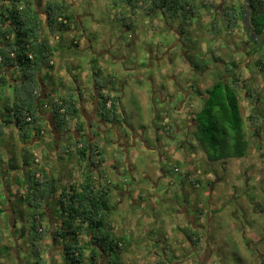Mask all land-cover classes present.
Masks as SVG:
<instances>
[{
  "label": "rangeland",
  "instance_id": "obj_1",
  "mask_svg": "<svg viewBox=\"0 0 264 264\" xmlns=\"http://www.w3.org/2000/svg\"><path fill=\"white\" fill-rule=\"evenodd\" d=\"M36 1L42 5L43 0ZM82 1L81 4L74 7V10L76 8L80 10L82 21V26L78 28L75 34L82 39L81 44L83 45H89V42H86L88 38L92 40L96 53L93 54L91 49V51H87L79 46L69 45L62 48V57L58 56L60 65L67 66L68 64L66 70L72 68L69 58L77 59L73 66L80 63L82 67L87 66L90 59L95 62V65L99 61H104L107 68L104 69L103 75L98 77L101 78L105 87H108L110 78L119 81L120 84L125 81L128 82L126 85L134 86L128 88L126 95L122 98L125 110V113L121 115L123 122L125 120L131 124L136 133H140V128L142 130L143 128L147 129L144 134L147 143L138 142L137 147H129L125 152L120 151L116 158L117 165L124 172L123 177L128 179V183L124 186L127 185L126 188L131 189L130 194H124L119 190L116 192L114 189L110 196V206H112V209L111 207L109 209L111 211L110 217L120 228L118 234L124 243L121 257L129 264H158L160 260H167V264H169L168 261L175 264L178 259L183 260H179L181 262L178 264H203L198 261L197 254L203 256L207 246L208 250L213 253L212 257L204 260L207 264H264V159L261 156L264 147H258V138L256 140L253 137L250 139L253 129L249 125L248 116L253 107L252 102L241 93L240 103L245 118L244 128L250 139L248 153L245 157L231 158L226 160L227 162L208 160L195 140L193 141L196 146L194 155L190 149L187 151L188 148L185 147L174 152L171 143L177 145L180 142L179 139L183 140V134L178 135L175 140L171 139L167 136L168 131L163 132L162 115L156 116L157 109H160L164 113L168 111L173 118L172 113L175 111V105L180 104L183 94L187 93L188 90L190 91L191 88L194 90L196 84L203 80L199 76L194 77V73L191 72L192 63L204 64L203 56H201L203 52L204 55L206 53L209 55L212 51V53L218 54V57L223 61H231L232 54L236 59L241 56L239 50H236L235 53L231 47L239 41V38H242V34L234 31L230 36L223 34L216 38L211 37L206 31L210 17L203 10L201 18L193 19L191 27L185 32L184 41H180L176 32L170 29L152 27L150 22L153 20L151 18L148 20L146 17L145 20H147L145 21L141 15L138 16V20L132 22L134 35L130 36L122 20L125 8L114 6V0ZM240 1L242 2V0ZM137 11L146 16L145 13H142V9L139 12L138 8ZM79 12L74 13V20L75 18L77 20ZM91 13L93 14L91 15ZM135 21H140L138 27ZM174 25H176L175 22ZM154 26H157V23L154 22ZM106 35L111 37L106 38ZM111 38L113 42L118 39L119 45L109 48ZM53 41L56 45L59 42L56 38ZM100 49H108L107 52L109 51L111 58L109 60L104 59ZM159 52L165 54L161 59L155 56V54L161 56L162 54ZM242 53L244 54V52ZM257 53L264 54V49L257 50ZM185 54L191 63H186ZM121 55L127 56L126 62L116 64V57ZM123 65L131 68L123 70ZM244 65L246 63H241L243 77L250 86L259 87L257 91H260V105L264 108V73L261 75L260 71L253 67V63L248 69ZM160 68H163L168 76L176 75L177 81H180L181 86H183L182 92H176L174 90L175 85L170 87V90H173L174 99L159 101V94L153 95L154 89H159L160 86L156 84L155 80L151 81L150 77L156 73L162 77ZM222 71L225 72V70ZM253 74L254 76L256 74L254 79L257 81L250 79ZM205 75L208 78L210 76L207 72ZM70 80L74 82L71 77ZM211 82H207V87L210 86ZM135 88L146 91V105L142 102L141 96L135 91ZM64 95L65 93L59 90L56 96L49 99L48 105L52 107V99ZM194 99L197 103L202 101V99L198 101V98L195 97ZM2 103H0V111L4 115L6 107ZM144 106L147 110L143 109ZM190 111L192 112L193 109ZM261 122L264 126V117ZM46 125L48 127H46L47 136L45 137L52 140L54 134L50 125ZM94 126L93 131L95 130ZM4 135L1 134L2 142H5L9 136L8 134ZM17 138L18 144L11 146L6 142L5 147L11 148L12 154L19 151L24 155L28 153L34 158L35 154L30 153V151L38 143L32 147H22L24 148L23 151L21 150V138L18 136ZM98 138L106 141V145H103L105 150L109 146L113 147L114 144L108 142L110 140L108 135L103 136L96 133V141H99ZM62 139L59 142L58 150H56L57 143L54 138L51 143L45 142V144L51 151L54 149L59 151L58 159L61 162L67 160L68 164L72 155L69 150L65 151V146L69 145V142L71 143L75 138L64 137ZM145 146L151 148L145 150ZM43 154L48 155L46 149H43ZM105 155L107 159L112 158L113 150L106 151ZM175 155L180 158L175 157ZM15 163L17 168L22 166L17 160L10 161V164L8 161V165L4 167V172H9V168H12L11 164L15 165ZM131 165H134L135 170H130ZM225 166L226 168H224ZM174 167H178L180 170L175 174L167 172ZM194 168L199 169L203 186L198 190L193 189L191 185H183L182 187L180 185L182 176L186 171ZM2 169L0 163V235L3 236L0 240V264H31L33 258L30 251L24 250L23 245H20L22 238L19 240L18 252L9 250L14 234L20 236V233H25V236H30L29 218L34 208L24 204L18 198L20 195H17V190H20L22 194L26 189V187L22 188L24 185L26 186L23 183V175H20L23 174V171L16 169L18 172L16 177H9L7 174L5 177L4 173H1ZM162 169L167 173L166 178L161 177ZM235 171L238 173L236 174ZM110 172L113 177L114 168H111ZM146 174L147 176H145ZM64 177H66L65 185L67 188L77 185L80 180L74 172L66 173ZM114 177L116 178V175ZM4 178H6L5 184ZM15 178L20 180L18 182L22 184L21 187L18 188ZM169 182L171 184H168ZM11 184L14 185L15 190L13 187L12 192L9 191L8 193ZM209 184L213 185V189L208 186ZM195 195L197 196L195 197ZM10 201L13 206L12 210L2 209ZM184 206L187 207L186 210L190 214H196L197 210L200 209L204 210V213H209L206 229L201 230V242L196 246L197 253L193 254L190 253L194 252V248L188 247V240L185 237L186 228L190 227V222L187 220L190 217L186 218L183 215L185 209L182 207ZM39 207L43 208L42 205ZM182 209L183 211L180 212L182 214L178 215L180 214L179 210ZM154 211L157 212L154 214ZM151 219L155 220L153 224L149 221ZM199 222L205 223L206 218L204 219L202 216ZM145 227L148 230H145ZM48 244L49 240H46V246L42 250L44 258H49L52 254V251L47 252ZM198 248L201 249L200 252ZM86 252L88 253L89 250ZM175 253H177V257ZM53 255H55V264H65L59 253L54 252ZM183 255L185 256L182 258ZM207 259L209 262L206 261Z\"/></svg>",
  "mask_w": 264,
  "mask_h": 264
},
{
  "label": "trees",
  "instance_id": "obj_2",
  "mask_svg": "<svg viewBox=\"0 0 264 264\" xmlns=\"http://www.w3.org/2000/svg\"><path fill=\"white\" fill-rule=\"evenodd\" d=\"M68 1L49 0L42 14L38 9L39 2L0 0V72L5 67H13L19 71L21 78L14 87V101L6 106V111L13 117L19 137L22 139L29 137V131L32 134H39L48 127L47 123L42 124L41 118H43L44 102L51 96L47 94L46 99L42 97L38 75L44 68L55 69L56 44L53 39L58 37V43L63 42L62 35L72 28L75 22L74 16L69 12ZM113 3L114 6L128 7L127 14L131 13V15L125 17L123 14L122 18L125 27H131L136 18V9H142L146 15H153L154 11L160 8L167 15L176 17L182 22L180 26L182 31L187 25L192 24L193 19H200L203 10L210 17L207 33L214 38L223 34L230 36L236 29H244L242 23L245 0H242L240 5L227 0L220 2L217 0H114ZM250 5L251 24L257 32H260L264 27V0H250ZM154 22L156 23L157 20L154 19L152 25ZM247 41L253 44L250 38ZM211 55L215 60L220 58L212 51ZM206 61L210 62V58ZM92 64L95 62L92 61ZM256 66L258 70H264V54L256 59ZM212 70L213 85L201 95L203 100L200 102V107L193 112L196 127L187 151L191 150L194 155L195 140L210 161L242 158L248 153L252 137L255 140L258 138L257 145L263 148L264 126L261 121L264 117V108L260 105V91H257L259 87L255 85L252 87L246 82L243 68L236 61L225 62L223 69L214 66ZM99 75L100 69L94 68V82L99 90L98 103L100 102L96 110L105 122L110 124L119 122V103L113 96L111 106L107 107L108 96L106 97L102 91L105 85L101 86L103 82L99 80ZM0 83H6L2 75H0ZM241 93L252 102L253 106L248 116L249 125L253 129L250 139L244 128ZM82 97V93L78 99L68 92L64 96L52 99L53 118L50 123L65 137H74L71 130L80 131L83 127V124L77 123ZM1 123L0 119V125ZM172 130L173 127L168 131L172 132ZM1 134L0 132V136ZM67 150L72 156H76L82 167V177L77 185L67 189L60 188L61 182L50 177L44 169L31 168L22 174L23 183L26 184L22 187H26L25 192L21 194L20 190H17V195H20L18 198L28 207L34 208L29 218L30 236H28L33 264H55V258L48 262L41 255L46 240L61 245L65 264H94L102 255L106 256V264H129L121 257L124 243L118 234L120 228L110 217L109 209L110 207L112 209L110 196L114 189L118 190L120 187L118 183H113L109 179L105 169L101 170L105 160L104 148L90 141L86 134L79 133L78 138L65 146V151ZM261 156L264 159V152H261ZM12 160H15V156L10 161ZM24 163L26 164L27 160L24 159ZM11 167L10 170L19 169L16 163L11 164ZM170 172L172 174L176 172L175 167ZM16 181L21 187L22 184L18 182L20 180L16 178ZM182 182L184 186L191 185L193 189L198 190L203 186L199 169L186 171L182 176ZM41 205L43 208L39 207ZM12 207L11 204L10 208ZM203 211L197 210L198 219L204 214ZM185 234L194 247L201 242V235L197 234V231L186 228ZM2 237L0 235V240ZM86 250L89 252L87 253ZM158 264H167V261L160 260Z\"/></svg>",
  "mask_w": 264,
  "mask_h": 264
},
{
  "label": "crops",
  "instance_id": "obj_3",
  "mask_svg": "<svg viewBox=\"0 0 264 264\" xmlns=\"http://www.w3.org/2000/svg\"><path fill=\"white\" fill-rule=\"evenodd\" d=\"M34 1V2H33ZM49 0H43L42 5H39V11L44 14V8L46 3ZM55 1H59V0H55ZM88 2L91 0H87ZM94 1V0H93ZM32 3H36V0H31ZM69 12L74 15V13H76L77 11L79 12L80 10H78V8H76L74 10V7H76L78 4H81L83 1L82 0H69ZM228 2L231 3H237L238 5L241 4L240 0H228ZM37 9V10H38ZM77 10V11H76ZM129 11L128 7L125 8V17H128V15H131V13L127 12ZM140 12V9H139ZM93 13H91L92 15ZM140 14L138 13L137 9H136V18L135 20H138V16ZM75 22L72 25V28H70L69 30H67L66 32H64V35H62L63 38V42H61L60 44L57 43L56 45V50H55V56H54V63H55V69H46L44 68L40 75H38V82H39V86L41 84V86L44 88V90L42 91L41 89V95L44 99L45 95H50L52 97L56 96V94L58 93L59 90H62L63 93H68L70 92L75 98L79 97L82 93L83 97L81 99V108L80 110L82 111L81 114L79 116L81 117H88V115L91 114H95V116H97L96 114V107L97 104L95 103L97 101V96L95 97L94 95V76H93V70L94 68H98L100 69V75H103V71L105 68H107V65L105 64L104 61H99L97 62V64H92V61L90 59V61L87 62V66H81L80 63L76 64V66H73L77 59H71L69 58V62L72 63L70 69L68 68V64L66 65H60L59 63V58L58 56L62 57V48L69 46V45H76L79 46L81 48H84L85 50H92V53H96L95 49H94V45L92 43V40H90L89 38L87 39L86 42H89V45H83L81 44L82 39L77 37V35L75 34V32H77L78 28L82 26V21H81V12H79L78 16H77V20L75 18L74 20ZM128 34L131 36L133 35V31L132 29L127 30ZM238 30H236L235 32H237ZM111 34V33H110ZM105 35V34H104ZM109 38L111 36H107L106 38ZM213 37V36H211ZM57 39V41H59L58 37H55ZM112 39V38H111ZM54 42V41H53ZM119 41L118 39L113 42V39L110 40L109 43V48H114L115 45H119L118 44ZM54 44H56L54 42ZM122 46V45H120ZM90 50V51H91ZM100 53L102 54V57H104V59L107 58V55H104V49H100ZM63 56H69V55H63ZM95 57V56H94ZM116 64H120V62L118 61ZM94 65V66H93ZM64 66V67H63ZM119 67V66H118ZM123 70H127L129 68L126 67V65L123 66ZM71 70H73L71 72ZM79 73V76H78ZM0 75H2L3 78L6 79V83H0V103H2L3 101V105L6 107L8 104H12L14 101V96H15V92H14V87L17 85V83H19L21 81L20 78V74L19 71L16 68L13 67H5L2 72H0ZM73 79L74 82H72L70 80V77ZM141 79V77H140ZM152 79H154V76L152 77ZM99 80L101 82H103L101 80V78H99ZM157 85H159V80L155 81ZM128 82L123 81V83H119V81H113V83L111 82V85L113 84V89L111 92L112 96H115V99H117L118 103H119V119H122V116L125 113L124 110V105H123V101L122 98L124 97V95H126V91L128 88H132L134 86H130V85H126ZM40 86V87H41ZM110 86V85H108ZM10 89V90H9ZM107 88L104 86L103 91H106ZM123 90V94L120 93V91ZM133 90V89H132ZM96 91V90H95ZM135 91L140 94L142 102L144 103V105L147 104L146 101V91L144 89L140 90L135 88ZM157 93L159 94V91H157ZM110 94V95H111ZM48 98L45 102H44V106H43V118H41V122L43 123H47V124H52L50 123L52 117V113H51V107L48 105L49 99ZM166 96V92H162L161 94H159V101H166L168 100V98ZM48 105V106H47ZM146 106L143 107V109L147 110V108H145ZM135 111V109H134ZM157 111H160V109H157ZM5 114L2 115L1 111H0V119L2 121V125H0V132L2 133V135H9L8 138L5 140V142H2L1 136H0V163L3 167L2 169V174L4 173L5 177L9 176V177H13V176H17L18 172L16 171V169H11L9 172L6 171V173L4 172V167H6L8 165V161H10L12 159V157L15 156V160H17L19 162L20 165H22L19 170L23 171V172H28L29 169L31 168H41L44 169L51 177L56 178V180L58 179L61 183H60V188L63 189H67V185H65L66 183V177H64V175L66 173H71L74 172L75 175L79 176V178H81V169L82 167L80 166L76 156L74 157V155L72 156V158L69 160L68 164H67V160H65L64 162H61V160H59L58 158V153L59 151H55V149L53 151L50 150V148H48L45 144V142L51 143L53 138L55 140V142L57 143L56 146V150H58L59 148V142L62 141L65 137L64 134H62L61 132H54V137L52 138V140L50 138H46L45 136H47L46 134V129L43 130V132H40L39 134H32L31 131L28 132V138L27 139H22L21 137H19V132L18 129L15 125V123L13 122V117L10 116L8 114L7 111L4 112ZM136 114V113H134ZM119 120V121H120ZM81 122V121H80ZM125 125V123L123 121L115 124L116 127H113L109 130L108 127L103 125V122L101 123V126H99L100 128H98L96 131H93L89 129V132H87L88 137L90 138V141L96 142L98 144H100L103 148V145H106V141H102V140H98L96 141V133L100 134V135H108L110 140H108V142H112L113 147L111 148V146L108 147L107 150H105V154L106 151L108 150H113V157L112 158H106L105 155V160L104 163L101 165V170H106L107 171V175L109 177V179H112L113 183H118V186L120 187V189H118L119 191L123 192L124 194L131 192V189L126 188L128 187L127 185L124 186L126 183H128V179L126 177H123L124 172L121 171V168L117 165V157L120 153V151L125 152L126 149H128V147L126 146V143L128 142L127 140V134L125 132V129L123 128L122 125ZM79 133L82 134H86V130H84V128H81L80 131L74 130L71 132V134H73V136L75 138H77L79 136ZM108 133V134H107ZM4 135V136H5ZM21 138V150L24 151L25 147H29V146H35L36 143H38L37 146L31 148L30 153H34V158L29 156V154L27 153L26 155H24L22 152H17L16 154H12L11 153V148L9 149V147H5L6 142L12 145H16L18 144V138ZM4 139V137H3ZM145 143H147L146 140H143ZM15 143V144H14ZM66 145V144H65ZM46 146V147H45ZM24 147V148H22ZM106 147V146H105ZM35 149V150H34ZM43 149L47 150V154L48 155H44L43 154ZM150 148H148L147 146H145V150H148ZM29 152V151H28ZM176 156V155H175ZM178 157V156H176ZM180 158V157H178ZM183 158V157H182ZM24 159L27 160V163H24ZM229 160V159H227ZM226 161V160H224ZM227 162V161H226ZM66 164V165H65ZM227 165V164H226ZM133 167V169H132ZM111 168H114V174L113 177L111 176ZM226 168V166L224 167ZM130 170L133 171L135 170L134 165L130 166ZM237 171V168H236ZM235 171V172H236ZM238 172H236L237 174ZM7 174V176H6ZM22 175V174H20ZM116 175V178L114 177ZM133 176V175H132ZM147 176V174L145 175ZM203 177V176H202ZM16 180V178H15ZM78 180V179H77ZM6 178H4V184H5ZM16 182V181H15ZM155 185V184H154ZM14 185L11 184L10 189L8 188V193L9 191L12 192ZM19 188V186H18ZM15 190V187H14ZM118 190H116V192H118ZM16 193V192H15ZM11 199V198H10ZM52 205V204H51ZM9 206H11L10 202H9ZM187 208V207H186ZM157 211H154V214ZM57 213V212H56ZM188 213V217H190L192 220L194 219V215L192 216V214ZM58 214V213H57ZM205 219V218H204ZM150 223H154L153 221H155L154 219L149 220ZM136 222V221H135ZM201 223V222H200ZM204 223V222H203ZM191 225V223H190ZM191 227V226H190ZM189 227V228H190ZM145 230H147V227L144 228ZM197 248V247H196ZM199 252H200V248H198ZM194 252L197 253V249L193 250ZM206 255V256H205ZM204 256H202L201 258L203 260H205L207 257V254H205ZM212 257V255L210 256ZM209 257V258H210ZM206 261L209 262V259H207ZM33 262V260L31 261V263ZM207 264V262L205 263Z\"/></svg>",
  "mask_w": 264,
  "mask_h": 264
},
{
  "label": "flooded vegetation",
  "instance_id": "obj_4",
  "mask_svg": "<svg viewBox=\"0 0 264 264\" xmlns=\"http://www.w3.org/2000/svg\"><path fill=\"white\" fill-rule=\"evenodd\" d=\"M142 13H144V12H142ZM140 15L143 17L144 20H145L146 17L148 18V20L150 18L152 20L156 19L157 20V22H156L157 23V26L152 25L153 22H150L151 25H152V27L157 28V29L159 27L160 28H166V30L167 29L168 30L170 29L171 31L176 32V35L179 37V40L180 41H184L185 40L184 39L185 32H187V30L189 29V27H191V25L189 24L182 31L181 30V27H180L182 25V22H180L179 19L176 18V17H171V16L167 15V13L165 11H163V9H160V8H157L154 11L153 15H146V16L144 14H140ZM174 22L176 23V25H174ZM135 23H136V26L138 27V24L140 23V21H135ZM251 26L253 28V25L252 24H251ZM242 27L244 29H242V28L241 29H236V30H238L237 32H239V34H242V38H239V41L236 44H234V46H233V49L235 50V53H236V50H239V53H241V56H239L236 59L235 56H234V54H232L231 55V58H232L231 60L238 62L239 65H241V63H246V65H244V66L247 69L253 63L254 64L253 67L256 68V69H258L257 66H256V59L259 58V56H261L263 54L260 55V53H257L256 50H261L262 48L264 49V41H263V43L261 45H257V39H254V38L257 36V34L259 32H257L253 28V31H254L253 33H256V35L254 36V38H252L250 36V34H248V32L245 30L244 22L242 23ZM125 28H126V30L132 29V31H134L133 30V25H131V27H125ZM248 38H250L252 40L253 44H249V42L247 41ZM107 50L108 49L104 50V55L103 56H105V54H106L107 55V60H109L111 58V56L109 55V51L107 52ZM242 52H244V54ZM159 53H161L162 55L159 56L158 54H155V56L157 58L161 59L162 57L165 56L164 53H162V52H159ZM203 53H202L201 56H203L204 64H198L197 65L195 63H192V65H191V72L194 73V77L199 76L200 78H203V80L200 81V82H198L196 84V88L194 90L191 88V85H190L191 90L190 91L188 90L187 93H184L183 94L184 96H183V99L181 100L180 104L175 105V111L172 113L173 114V118L171 117V115H170V113L168 111H166L165 113L162 112V111L161 112L160 111H156V113H157L156 116H158V115L161 116L162 115V118H161V121H162L161 122V126H162V129H163V132L168 131L171 127H173L172 132H169L168 131L169 132L167 134L168 137H170L171 139L175 140L178 135L183 134V140L181 141L179 139L178 141H180V142L177 145H174V143H171V146H172V149H173L174 152L181 150V148H183V147L187 148L189 146V142L192 141V139H193V131H194L195 127H196V121H195V119L193 117L194 116L193 115V112L200 107V103H197L196 100L194 99V97L195 98H198L197 99L198 101L200 99H202V96L201 95L202 94H205L206 91L213 85V82H214L213 81L212 74H211V70L214 68V66H219V65L223 69L224 63L228 61V60L227 61H223L221 58H218V60L213 59V56L211 55V52L209 53V55L207 53H206V55H204ZM186 54H185V58H186L185 61H186V63H191V60L187 57ZM126 58H127V56H124V55L117 56L116 57V61L117 62L119 61L120 64H124V62H126ZM207 58H210V62H207L206 61ZM160 70L162 72V77H160V75L158 73H156L154 75V79H152V77H150L151 78V81H154V80L157 81V80H159V86L160 87H159V89H154L153 95L158 94L157 91H159V94H161L162 92H166V96H167L168 99L169 98L170 99H174V97L172 96L173 90L172 89L170 90V87L172 85H175L174 86V90L176 92H179V91L182 92L181 90H182V87L183 86H181L180 81H177V76L176 75L173 74V75H169L168 76V75H166V73H165V71H164L163 68H160ZM259 71H260L261 75L264 73V70L263 71L262 70H259ZM205 72H207V74L210 75L209 78L206 77ZM251 76H252V77H250L251 80H256L257 81V79H254V77L256 76V74H255V76H254V74L251 75ZM113 81H114L113 78H110L108 80V85H110V86L106 87L107 88V90H106L107 92H104L102 90L103 93H104V95L106 97L108 96V103L110 102L109 105L107 103V107H110L111 104H112L111 98L113 96H112V94H111L110 91L114 90L112 88L113 87V84L111 85V82H113ZM209 81L210 82L212 81V82H211L210 86L207 87V85H208L207 82H209ZM248 81H250V80H248ZM103 85H104V83L101 84V86H103ZM93 87H95V89H94V95H95V97L97 96V98H96L97 101L95 103L97 104V107H98L99 106V103H100V102L98 103L99 90H97V87L95 86V82H94V86ZM204 87H205V89H204ZM120 93L123 94V90H121ZM191 109H193L192 112L190 111ZM81 112L82 111L80 110L79 115L81 114ZM96 113H97L96 114L97 116H95V114L88 115V117H81V116H79V119L77 120V123L78 124H83L82 125L83 126L82 128H84V130H86V135H87V132H89V129L92 130L94 124H95V126H94L95 130L94 131H96L98 128H100L99 126H101V123L102 122H103V125L106 126V127H108L109 130H110L111 128L116 127L115 124L123 121V119H121L119 122L111 123L110 124V123H107V122H105L103 120V118L99 115L98 111H96ZM124 123H125V125L123 124L122 126L125 129V132L127 134V140H128V142L126 143V146L128 148L129 147H137V143L138 142H142L143 140H145L144 139V134L147 132V129L146 128H143V130H142L140 128V133H136V131L134 130V128L131 126V124H129L128 122H125V120H124ZM74 130H76V129H74ZM154 130L157 131L156 129H154ZM72 131L73 130H71V132ZM160 132H161V130H160ZM92 133H93V130H92ZM80 134H82V133H80ZM148 148H151V147H148ZM213 162H216V161H213ZM175 170L177 172L180 169H178V167H175ZM167 172H169L170 174H172L170 171H167ZM161 173H162L161 174V177L166 178L167 173L165 171H163V169L161 170ZM173 174H175V172ZM168 184H171V182H169ZM183 184L184 183L181 180L180 181V185H182V187H183ZM211 184H209L208 186L211 189H213L212 188L213 185H211ZM196 196L197 195H195V197ZM5 208L7 210H12L10 208L9 204H7L2 209H5ZM182 208L185 209L184 212H183V215L186 218H188V213H187L186 207L184 206ZM183 209L182 210H179V213L182 212ZM181 214L182 213H180L178 215H181ZM193 214H192V216H193ZM196 215H197V213L194 215V219L193 220L190 219V218H188L187 220H189V222L191 223V225H190V226H192V227H190L191 230H194L195 232L197 231V234L199 233L201 235V230H205L206 229L207 221L209 219V213L206 212V213H204L202 215L204 218H206V222L205 223H200L199 222V219L196 217ZM185 237L188 240V242H187L188 247L189 248H192L193 247L194 249H196V247H194V244H192V242L190 241V239H188V237L186 236V234H185ZM21 238H22V244L20 243V245H23V249L24 250H30L29 248L31 246V243H30V241L28 239V236H25V233H20V236H18V234H14L13 235V241H12L11 246L9 248L10 251H13V252L14 251L15 252H18L19 251V248H18L19 247V240ZM194 238H196L195 235H194ZM24 239H25V241H24ZM201 239H202V236H201ZM48 246L49 247H47V252L50 253L52 251V254H51V257L45 258V260H47L48 262L49 261L51 262L52 261V258H55V255H53L54 252L59 253L60 254V258L62 257V254H61V248L62 247H61L60 244H52V242H50L48 244ZM205 249L206 250H205L204 255L207 254V257H210L213 253L208 250V247L207 246H206ZM42 250H43V248H42ZM42 250H41V255H42ZM187 252H188V250H187ZM193 253H196V252H191L190 254H193ZM197 255H198L197 256L198 257V261L200 263L205 264L204 260L201 258L202 256H200V254H197ZM175 256L177 257V253H175ZM184 256L185 255H183L182 258ZM42 257H44V256H42ZM179 260H181V259L176 260L175 264H178V262L183 261V260H181V261H179ZM184 260H185V258H184ZM168 263L171 264L172 262L168 261ZM31 264H33V262ZM94 264H106V256L105 255H102L101 257L98 258V260Z\"/></svg>",
  "mask_w": 264,
  "mask_h": 264
},
{
  "label": "water",
  "instance_id": "obj_5",
  "mask_svg": "<svg viewBox=\"0 0 264 264\" xmlns=\"http://www.w3.org/2000/svg\"><path fill=\"white\" fill-rule=\"evenodd\" d=\"M245 8L243 11V22L245 25V30L248 32V34H250V36L252 38H254V36L256 35V33H253V28L251 26V5H250V0H245ZM257 39V45H261L264 41V28L262 29L261 32H259L257 34V36L254 38ZM42 91L44 90V88L41 86ZM50 128L52 129V132L54 134V132H57V129L55 128L54 125H51Z\"/></svg>",
  "mask_w": 264,
  "mask_h": 264
},
{
  "label": "built area",
  "instance_id": "obj_6",
  "mask_svg": "<svg viewBox=\"0 0 264 264\" xmlns=\"http://www.w3.org/2000/svg\"><path fill=\"white\" fill-rule=\"evenodd\" d=\"M1 59V58H0ZM36 92V91H35ZM110 104V102L108 103V105ZM28 119H29V117H28Z\"/></svg>",
  "mask_w": 264,
  "mask_h": 264
},
{
  "label": "clouds",
  "instance_id": "obj_7",
  "mask_svg": "<svg viewBox=\"0 0 264 264\" xmlns=\"http://www.w3.org/2000/svg\"><path fill=\"white\" fill-rule=\"evenodd\" d=\"M49 125H50V124H49ZM51 125H52V124H51ZM51 125H50V126H51ZM41 132H43V131H41Z\"/></svg>",
  "mask_w": 264,
  "mask_h": 264
},
{
  "label": "bare ground",
  "instance_id": "obj_8",
  "mask_svg": "<svg viewBox=\"0 0 264 264\" xmlns=\"http://www.w3.org/2000/svg\"><path fill=\"white\" fill-rule=\"evenodd\" d=\"M197 180V179H196ZM260 181V180H259ZM198 182V181H197Z\"/></svg>",
  "mask_w": 264,
  "mask_h": 264
}]
</instances>
